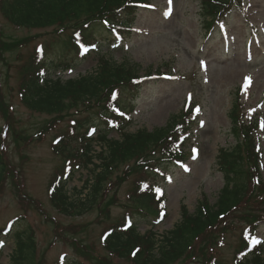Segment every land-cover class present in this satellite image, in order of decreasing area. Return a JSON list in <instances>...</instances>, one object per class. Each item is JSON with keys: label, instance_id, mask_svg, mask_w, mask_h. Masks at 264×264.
I'll use <instances>...</instances> for the list:
<instances>
[{"label": "rangeland", "instance_id": "rangeland-1", "mask_svg": "<svg viewBox=\"0 0 264 264\" xmlns=\"http://www.w3.org/2000/svg\"><path fill=\"white\" fill-rule=\"evenodd\" d=\"M145 1L148 6L138 8L130 32L122 34V46L111 49L104 45L101 53L91 52L83 59L75 55L73 61L76 63L71 70H60L57 66L50 71L52 76L62 80L90 72L98 65V54L108 49L110 52L104 54L118 63L124 60L137 63L142 69L140 75L143 70L150 69L152 78L144 82L141 93L123 99L129 121L119 118L121 127L113 129L108 138L117 139L123 131L134 133L164 126L172 115L180 113L185 102L193 105L194 119L188 136L176 148L174 146L180 157L163 162L162 168L159 167L161 173L154 174L147 186L148 194L162 196L159 199L165 207L166 215L153 228L159 238L180 219L181 205L192 213L203 197L210 204L215 202L223 180L214 160L221 147L228 148L235 143L229 132L228 112L236 97L243 104L246 118L255 114L261 117L258 148L262 156L260 174L264 179V0H237V7L233 1L222 36L217 31L210 36L203 35L197 16L200 0ZM0 34L5 38L21 39L35 36L30 42L18 44L1 58L3 60L0 59V92L8 100L10 111L7 117L0 112L1 136L5 137L7 133L5 138L1 137L0 151L10 173L0 184V228L13 219V231L25 239L30 236L35 260L42 258L44 264H93L95 257L104 258L111 264H132L109 255L102 246L101 233L110 222L98 218L97 205L82 214L69 216L60 214L49 203L47 188L54 171L67 157L65 153L57 152L51 141L68 128L67 122L65 119L52 122L49 115L30 112L18 98L19 67L32 52L33 45L49 33L42 35L41 30L29 31L13 26L0 12ZM60 60L58 55H50L46 61L52 64ZM43 124L42 132L36 131ZM21 126L25 130L21 141L15 144L12 134ZM21 135L17 137L20 139ZM84 136L89 133L84 132ZM81 144V140H70L68 148L75 153ZM93 146L97 151L102 148L96 141ZM74 159L77 157L72 155L69 165L75 164ZM94 162L98 163V160ZM90 172L82 169L68 182L67 191L72 197H82L87 192L84 190L79 194L78 191ZM134 179L133 176L124 182L118 179L116 189L108 187L105 190V196H112L116 202L110 206L112 219L128 211L130 205L141 203L154 207L151 198L132 194ZM245 226V223H236L215 244L219 263L240 264L235 253ZM146 229L149 228L139 227L140 232ZM13 231L0 233V246H3L0 264L11 263L9 258L16 240ZM259 239L264 241V221H260L254 241ZM261 257L264 258V250ZM175 264L205 263L195 257Z\"/></svg>", "mask_w": 264, "mask_h": 264}, {"label": "trees", "instance_id": "trees-1", "mask_svg": "<svg viewBox=\"0 0 264 264\" xmlns=\"http://www.w3.org/2000/svg\"><path fill=\"white\" fill-rule=\"evenodd\" d=\"M141 1L144 0H0V12L13 26L29 31L41 30L42 35L49 33L46 38L40 39L19 67L18 98L29 111L51 115L52 122L64 119L72 122L68 123L66 138L60 145L54 146L57 152L65 153L67 157L50 182L49 203L63 215L82 214L97 205L98 218L109 219L110 222L102 232V246L110 255L132 264H175L195 257L205 264H220L214 246L227 230L233 229L239 222L247 226L235 257L241 261L240 264H264V258L260 256L262 242L250 241L257 233L260 221H264V179L260 174L261 153L258 148L260 115L246 119L243 105L237 97L228 112L229 132L235 143L228 148L221 147L215 156L214 165L223 180L215 202L210 204L203 197L192 213L181 205L180 219L159 238L152 229L166 214L163 201L148 194L147 189H141L140 183L151 180L160 160L168 154L171 158V154L175 153L176 137L186 134L193 121L189 110H181L172 115L164 126L150 131H123L119 139L106 138L109 130L102 127L92 138L105 146L97 155L101 159V168L93 172L88 192L84 198H79L72 197L67 191V183L76 171L88 165L98 169L93 164L92 139H85L80 130L100 122L107 123L104 118L113 115L114 107L118 108L128 95L133 97L139 93L142 79L137 64L126 61L116 63L101 57L94 71L62 82L46 73L39 74L41 67L47 72L40 56L78 53L82 46L90 45L102 32L110 31L109 24H124V27L132 23L135 3ZM215 2L214 6L203 3L204 11L211 16L216 15L220 5L225 4L221 3L222 0ZM202 17L204 19V13ZM210 23L208 20L207 24ZM34 38L31 35L23 39L5 38L0 34V59L18 44ZM68 65L69 62H66L62 67ZM145 75H149L148 72ZM0 112L5 117L10 112L8 100L1 92ZM43 129L44 124L36 131L42 132ZM13 135L14 143L18 144L21 138L15 133ZM73 137L84 145L78 154L81 161L70 166L72 155L68 156V145ZM9 174L0 151V184L8 179ZM130 176L135 178L132 194L151 198L154 207L141 203L130 205L127 212L112 219L110 206L116 202L104 192L108 187L116 189L118 179L124 182ZM140 225H147L149 229L140 233ZM15 238L16 251L11 257L12 264H44L42 258L35 260L30 236H27L29 246L21 241L20 233H15ZM76 249L83 252L81 248ZM94 260L93 264H111L104 258L95 257Z\"/></svg>", "mask_w": 264, "mask_h": 264}, {"label": "snow or ice", "instance_id": "snow-or-ice-1", "mask_svg": "<svg viewBox=\"0 0 264 264\" xmlns=\"http://www.w3.org/2000/svg\"><path fill=\"white\" fill-rule=\"evenodd\" d=\"M169 3H171V0H169ZM197 111H198V109H197ZM157 191H159V190H157Z\"/></svg>", "mask_w": 264, "mask_h": 264}]
</instances>
